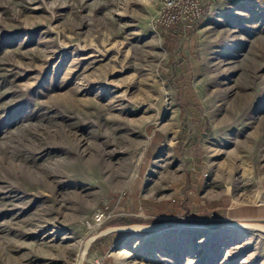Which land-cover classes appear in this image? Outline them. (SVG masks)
Returning a JSON list of instances; mask_svg holds the SVG:
<instances>
[{"label":"rangeland","instance_id":"374dc122","mask_svg":"<svg viewBox=\"0 0 264 264\" xmlns=\"http://www.w3.org/2000/svg\"><path fill=\"white\" fill-rule=\"evenodd\" d=\"M161 2L0 0V264H77L123 220L264 224V0L166 30ZM84 264H264V234L114 233Z\"/></svg>","mask_w":264,"mask_h":264},{"label":"water","instance_id":"95a60500","mask_svg":"<svg viewBox=\"0 0 264 264\" xmlns=\"http://www.w3.org/2000/svg\"><path fill=\"white\" fill-rule=\"evenodd\" d=\"M189 227V228H236L242 230H252L264 234V224L263 223H254V222H228L220 224H191V223H172V222H163V223H154V224H128V225H118L107 227L103 230H100L98 233L88 237L83 245L77 261V264H84L85 258L89 253V250L92 244L98 239L104 238L110 234L114 233H146V232H156L166 227Z\"/></svg>","mask_w":264,"mask_h":264},{"label":"built area","instance_id":"2783aa9c","mask_svg":"<svg viewBox=\"0 0 264 264\" xmlns=\"http://www.w3.org/2000/svg\"><path fill=\"white\" fill-rule=\"evenodd\" d=\"M203 0H162L157 23L166 30L175 27L189 28L192 23L202 15L201 4ZM108 216L102 210H97L89 226L99 227Z\"/></svg>","mask_w":264,"mask_h":264},{"label":"trees","instance_id":"16d2710c","mask_svg":"<svg viewBox=\"0 0 264 264\" xmlns=\"http://www.w3.org/2000/svg\"><path fill=\"white\" fill-rule=\"evenodd\" d=\"M132 223H134L132 220H123L122 222H120V224H122V225H128V224H132ZM104 239H105V237H104V238H101V239H98L97 241H95V242L92 244L91 248L93 247V245L98 244L99 242H102ZM91 248H90V249H91ZM89 251H90V250H89Z\"/></svg>","mask_w":264,"mask_h":264}]
</instances>
